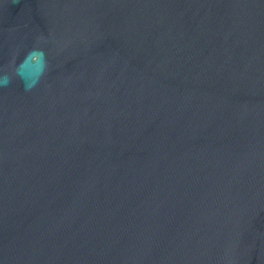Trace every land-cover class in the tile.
I'll return each mask as SVG.
<instances>
[{"label":"water","instance_id":"water-1","mask_svg":"<svg viewBox=\"0 0 264 264\" xmlns=\"http://www.w3.org/2000/svg\"><path fill=\"white\" fill-rule=\"evenodd\" d=\"M0 264H264V0H0Z\"/></svg>","mask_w":264,"mask_h":264},{"label":"clouds","instance_id":"clouds-1","mask_svg":"<svg viewBox=\"0 0 264 264\" xmlns=\"http://www.w3.org/2000/svg\"><path fill=\"white\" fill-rule=\"evenodd\" d=\"M33 56V52H29L28 55L25 57V60L20 65V69H23L28 63L29 59ZM22 74V73H21ZM9 83V79H5V84ZM34 86V83H26V88H31Z\"/></svg>","mask_w":264,"mask_h":264}]
</instances>
